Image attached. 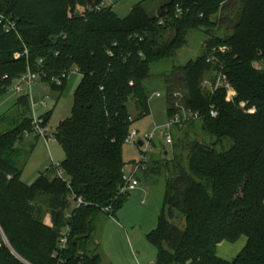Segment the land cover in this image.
Segmentation results:
<instances>
[{
    "label": "trees",
    "instance_id": "16d2710c",
    "mask_svg": "<svg viewBox=\"0 0 264 264\" xmlns=\"http://www.w3.org/2000/svg\"><path fill=\"white\" fill-rule=\"evenodd\" d=\"M0 14L16 27L0 31V98L27 70L40 72L58 97L67 79L59 87L53 79L81 78L70 117L56 128L68 185L52 166L31 185L21 180L31 153L22 147L32 133L26 97L14 105L19 122L0 134V264H57L65 226L64 264L100 263L94 222L127 201L123 146L159 90L167 119L181 110L200 119L184 124L180 140L176 126L171 156L162 150L163 159L139 171L143 179L165 177L149 237L156 264H264V0H167L155 14L142 1L125 18L103 0H0ZM192 31L206 38L200 56L156 71L174 62ZM219 75L235 92L231 101L225 88L212 90ZM76 198L85 205L73 209ZM242 237L232 260L217 256L219 245Z\"/></svg>",
    "mask_w": 264,
    "mask_h": 264
},
{
    "label": "rangeland",
    "instance_id": "374dc122",
    "mask_svg": "<svg viewBox=\"0 0 264 264\" xmlns=\"http://www.w3.org/2000/svg\"><path fill=\"white\" fill-rule=\"evenodd\" d=\"M142 1H144V6L150 14H155L157 9L167 2V0H103V4L105 7H112L113 12L119 18H125L131 8ZM205 39L203 33L190 32L186 45L177 53L174 62L163 63L156 71H160V69L168 70L172 63L184 65L188 61L196 59L202 53ZM80 79L79 75H71L59 97L57 93L46 91L44 89L45 84H43L44 87H41L39 93L35 94L34 90L36 103L39 101L46 104L45 109L36 106V112L38 115H43L44 119L50 114L46 122L52 131L56 130L62 121L70 117L74 91ZM158 92L161 98L154 97L151 100L150 115L132 125L131 131L138 133L137 140L150 134L155 126L162 125L167 121L164 93L160 90ZM15 98L17 97L10 90L0 98V134L12 129L20 120V110L14 107ZM244 107L245 104H240V108ZM129 109L131 111V105H129ZM251 110H248V112ZM185 127V125L180 126L179 130L174 132V140H180L186 134ZM136 141L125 143L123 146L122 158L126 164V171L130 170L129 166L132 162L139 160ZM22 144L25 149H31L21 178L26 185H31L37 173L43 172L52 162L62 163L64 160V154L59 144L46 146L41 139H38L32 133L24 138ZM153 144L154 149L148 155L147 163L150 160L160 161L163 159L164 157L161 156L163 149L168 152L169 157L171 156L172 146L170 148L165 147L162 139L155 138ZM137 177L140 178L139 186L135 191L128 193L129 196L124 205L115 212L110 209L107 213L99 214L94 222L91 245L94 246L96 253L100 256L99 264H156L157 250L149 241V237L156 230L161 216L165 177L164 175H150L143 179L140 172ZM181 224V221L177 222L178 226H181ZM245 242L244 237L233 244L225 242L224 246L230 248L231 253L224 254V256L222 254L224 251L219 249L218 253L216 250V254L232 260Z\"/></svg>",
    "mask_w": 264,
    "mask_h": 264
},
{
    "label": "built area",
    "instance_id": "2783aa9c",
    "mask_svg": "<svg viewBox=\"0 0 264 264\" xmlns=\"http://www.w3.org/2000/svg\"><path fill=\"white\" fill-rule=\"evenodd\" d=\"M96 10H99V8H96ZM15 22L12 20L6 18L3 14H0V31L3 33H11L15 32ZM225 49H221L220 52L223 53ZM26 54V52H25ZM42 62H39V65ZM73 75L72 73H66L60 76L58 79H53L52 83L56 86H61L62 81L64 79H69V77ZM6 78V77H5ZM42 75L40 72H31L30 70H27L26 74L21 76L20 78L16 79L13 82L12 87L9 89L11 93H13L17 98L20 97H26L29 106V120H30V126L32 130V134L35 135L38 139H41L46 146H49L50 144H56V130L52 131L49 128V125L47 122H45V119L43 118V115H38L36 112V106H40L41 108L45 109L46 104L44 102L36 103L34 101V95H33V89L36 83L41 82ZM46 88L49 90V86L46 85ZM225 88L227 93V100L231 101L235 96V92L233 89L228 85L226 82V79L224 76L219 75L218 79L216 81V84L212 90L216 91L217 89ZM233 96V97H232ZM155 98H160V94H155ZM232 97V98H231ZM248 113H253V110L249 111ZM211 117H216L215 112H211ZM200 117L197 114H193L191 112H186L181 110L171 118L167 119V121L162 124L155 126L152 132L148 135H144L143 138H138V133L135 131H130L125 143H134L136 140L142 142V146L138 147L139 151V160L137 162H134L130 164L129 171H126L124 169L122 174V180H123V187L121 189V192H131L137 186L139 185V182L136 180L135 175L140 171L144 170L147 163L148 155L153 151L154 144L153 141L155 138H160L164 141L165 147L170 148L173 144L172 141V130L176 126H182L188 122L199 120ZM29 134L25 133V138L28 137ZM136 141V145H137ZM164 150V149H163ZM52 168L56 170V177L68 185L69 183L66 181L63 172L60 169L59 163H51ZM85 203L82 201L81 198L73 199L72 201V208L73 209H79L80 207L84 206ZM106 212L108 209L105 210ZM66 218L70 219L71 215L70 212L66 214ZM71 229L69 226H65L57 239V246H56V252L53 254V258L57 259V264H64L62 261V257L60 256L61 253L65 252L67 250L69 237H70Z\"/></svg>",
    "mask_w": 264,
    "mask_h": 264
},
{
    "label": "crops",
    "instance_id": "0c3cea01",
    "mask_svg": "<svg viewBox=\"0 0 264 264\" xmlns=\"http://www.w3.org/2000/svg\"><path fill=\"white\" fill-rule=\"evenodd\" d=\"M42 86L44 87L43 83H40V82L36 83L35 86H34V89H33V95H34V90H35V94H36V93H39V91H41V87H42ZM44 89H45L46 91H49V90L46 88V86L44 87ZM18 99H19V98H15V103L17 102ZM34 101H35V96H34ZM35 102H36V101H35ZM37 103H40V102L37 101ZM26 138H27V137H26ZM56 144H57V143H56ZM136 146H137V145H136ZM47 168H48V167H47ZM40 172H41V171H40ZM38 173H39V172H38ZM38 173H37V174H38ZM36 176H37V175H36ZM35 178H36V177H35ZM138 186H139V185H138ZM138 186H137V187H138ZM136 189H137V188H135L133 191H135ZM131 192H132V191H131ZM45 223H46V224L48 223V217L45 218ZM224 245H225L224 243H222L221 245H219V247L217 248V253H218V250L221 249L222 251H224V253H222L223 255H224V254H230V253H231L230 248H228L227 246H224ZM244 245H245V243H244ZM243 247H244V246H243ZM243 247H242V248H243ZM242 248H241V249H242ZM241 249H240V251H241ZM240 251H239V252H240ZM233 252H234V251H233ZM233 252H232V253H233ZM239 252H238V253H239ZM238 253H237V254H238ZM237 254H236V255H237ZM236 255H235V256H236ZM217 256H218V255H217ZM224 256H225V255H224ZM218 257L221 258V259H223V260L230 261L229 259H226V258H224V257H222V256H218Z\"/></svg>",
    "mask_w": 264,
    "mask_h": 264
},
{
    "label": "water",
    "instance_id": "95a60500",
    "mask_svg": "<svg viewBox=\"0 0 264 264\" xmlns=\"http://www.w3.org/2000/svg\"><path fill=\"white\" fill-rule=\"evenodd\" d=\"M137 146L138 147H141L142 146V142L139 140V141H137ZM3 239H4V241L6 242V239H5V237H3Z\"/></svg>",
    "mask_w": 264,
    "mask_h": 264
}]
</instances>
